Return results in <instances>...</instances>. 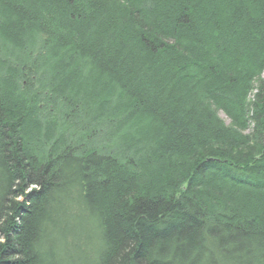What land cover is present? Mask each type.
Wrapping results in <instances>:
<instances>
[{
  "label": "trees",
  "instance_id": "trees-1",
  "mask_svg": "<svg viewBox=\"0 0 264 264\" xmlns=\"http://www.w3.org/2000/svg\"><path fill=\"white\" fill-rule=\"evenodd\" d=\"M102 2H109L108 10L97 0H0V63L15 69L28 85L23 94L32 99L29 105L13 103L0 94V264H264V181L253 188L238 174L254 178L261 170L264 176V84L257 85L245 109L237 105L250 73L264 66H259L264 63V0ZM102 37L109 43L101 44ZM9 41L19 52L6 45ZM50 58L55 66L69 67L57 78L62 85L50 87L54 96L38 84L44 83ZM213 59L226 63L218 66ZM255 59L259 64L250 65ZM236 61L240 70L233 74ZM142 65L146 77L139 75ZM190 66L201 79L192 90L199 103L208 113L218 107L238 129L224 127L215 116L199 119L194 108L183 107L184 90L180 98L161 91L176 74L178 82L187 83L189 77L179 70ZM71 72L82 81H72ZM104 78V87L95 89L93 79ZM81 82L89 83V90L77 94L70 86ZM156 87L159 95L150 94ZM40 101L56 107L55 136L65 143L41 160L30 148L31 140L40 139L24 126L35 123L29 112L40 111ZM117 104L133 117L150 109L146 126L162 140L163 150L153 147L145 156L146 149L141 169L125 156L106 155L110 143L98 139L118 124L111 110ZM245 129L246 137L240 134ZM215 135L223 144L252 145L260 155L254 173L223 158L212 165L197 162L192 169L206 166L209 174L201 172V180L188 182L180 192L181 185L167 180L176 169L165 162L173 156L187 163L193 143L202 147ZM153 164L160 172L150 171ZM242 183L254 198L243 195ZM73 193L87 212L93 240L66 263L52 249L76 231L57 212V200ZM20 196L26 199L21 204Z\"/></svg>",
  "mask_w": 264,
  "mask_h": 264
},
{
  "label": "rangeland",
  "instance_id": "rangeland-1",
  "mask_svg": "<svg viewBox=\"0 0 264 264\" xmlns=\"http://www.w3.org/2000/svg\"><path fill=\"white\" fill-rule=\"evenodd\" d=\"M99 1V3H101L102 6L105 10H108V4L109 2H102V0H97ZM30 22V21H29ZM28 22V23H29ZM88 31V30H86ZM85 31V33H86ZM57 33L56 30H54V33ZM34 33V32H33ZM32 32H28V35H32ZM60 34L62 33V31L59 32ZM58 34V35H60ZM64 33H62L63 35ZM57 35V34H56ZM65 36V35H63ZM92 33L90 36L87 35V39H91ZM103 43H109V40L106 37H102L101 39V44ZM100 44V43H99ZM7 46L10 47L11 50H13L14 52H19V48L17 46L14 45V43L12 42H8L6 43ZM102 46V45H101ZM18 48V49H17ZM212 57H209V59L211 60ZM54 59H49V61L46 60V64L48 66H46V72L44 77L45 80H47L48 82H53L51 83L52 86H48L47 84H45V80L44 83L42 84V81L39 80L40 82H38L39 87L43 88L44 90L47 89V91H49V93L51 92L49 89L50 87H53L55 85H62V82L60 81V79L57 80V78H59V74L61 73L60 71H63L64 68H69L67 66H65L64 68L59 66H55L52 62ZM216 64L219 66V64L222 63H226L224 62V60H220L219 62L217 61L218 59H213ZM257 59H255L253 61L252 64L253 65L255 63H258V61H256ZM55 61V60H54ZM62 64L63 63V60ZM18 62V61H16ZM229 63L232 65L234 62L231 63V61L229 60ZM244 63H246L244 61ZM9 63H0V94H3V98L6 99L8 102L10 100V97H12L11 101L14 103L16 101H23L26 102L28 105L31 102V97L27 98V95L25 96L23 94V91L25 90L24 88L28 85L25 84V82L23 81H19L18 79V73H15V69L14 71L10 70L7 66ZM18 65H20L19 63H17ZM235 64H238L236 66H233L232 69H235L234 71H232V73L234 74L236 72V70H240V63L239 61H236ZM259 64V63H258ZM58 65V64H57ZM244 65V64H243ZM263 64H260L259 66H262ZM141 68L139 69V75L140 77H146V73L144 72L145 70V65L140 66ZM243 67L245 68H250L249 65H244ZM243 67L241 69V73L243 72ZM60 68V69H58ZM229 68V67H228ZM256 68V67H255ZM254 68V69H255ZM65 69V71H66ZM220 69V68H219ZM230 69V68H229ZM253 69V70H254ZM142 73H141V71ZM195 69L193 67H188L182 70L180 73L183 75H187L189 78H185L186 82L185 84L178 82V80L176 79L174 75V77L172 79H168L169 82H166L167 79H165L162 76V79H165V86H163L162 88H164L161 91L164 92V94L167 96L169 95V98H171V94H174L175 97H179L182 96V93H180L181 91H185L184 93H186L187 95V99L186 101L183 103V107L185 106L186 109H192L194 108L195 114L196 116H199V119H203L206 118L208 116H215L216 120L220 121L224 127L227 128H233L234 130L238 129L237 125H234L232 123V119L227 115V113H224L221 109H219L216 106H213V108L209 111L210 113H208V111L206 110V106L199 103L198 99H197V92H192L193 88H195L197 86V84L199 82H201L200 78H197L198 76L195 75L196 71H194ZM73 71V70H72ZM68 72V71H66ZM65 72V73H66ZM239 72V71H238ZM238 72H236V74H238ZM73 72L69 73V77H71L72 81H82L83 76H79L78 78L76 76H73L72 74ZM235 74V75H236ZM93 75V74H92ZM63 76V75H62ZM88 76V75H87ZM160 76V74L158 73L157 76H155L156 78ZM196 76V77H195ZM64 77V76H63ZM86 78V77H84ZM75 79V80H74ZM107 78L104 79H93L95 81V89H99V88H103L104 84L107 82L106 80ZM158 79V78H157ZM92 81V80H91ZM139 81V79H138ZM58 82V83H57ZM87 82V81H86ZM86 82H81V84L77 85L75 84L74 86H70L72 87V89L78 90V93H86V90H89V83L86 86ZM175 82V84H174ZM247 91H246V95H244V101L243 103L238 102L237 105L242 108L244 107V109L246 108L247 102H253V95L254 93H256V87L258 84L263 83L264 84V66L263 69L258 70L254 73H250V76L247 78ZM36 84V85H38ZM68 85H70L68 83ZM65 88V86H63ZM67 90L70 91V87L66 86ZM94 87V86H93ZM38 90L41 88L36 87ZM93 89V88H92ZM63 90V89H62ZM64 90V91H67ZM188 90L190 92H188ZM94 91V93L97 94L96 90H91L88 91V93H92ZM157 87L154 89H150V94L152 95H159V91L157 92ZM194 91V90H193ZM155 92V93H154ZM62 93V91H61ZM190 93V94H189ZM100 94V93H99ZM103 94V93H102ZM9 95V96H8ZM51 95L54 96V93L51 92ZM50 95V96H51ZM88 96V95H87ZM174 100V99H173ZM170 103V100H169ZM176 103H179V101ZM240 103V104H239ZM33 104V103H32ZM119 104V103H118ZM117 104V106L112 107L111 106V110L115 111V113L117 114L118 117V124L116 123V126L113 128H107L102 134L101 136L98 137V139H101V142L103 143V145H105V143L109 142V147L110 151H108L106 153L107 154H111L112 156L114 155V157H116L117 159H122L123 156H125L126 158H129V160H133L135 161V164H137L138 169H141L142 167L140 166L141 164H143V160L142 158L144 157V155L146 154V149L148 154L145 156L150 155L149 150L151 151L152 149H154L153 147H158L161 148L160 142L158 141V139L160 137L159 134H152V132L150 133V130L148 129V126H146L147 124H149L151 119H147L146 114L149 113L150 109H146L145 113H139L140 115L137 116H132L133 114H131L130 112H127V110H125L124 108H122V106H119ZM199 104V106L197 105ZM245 105V106H244ZM242 106V107H241ZM39 110L38 112H31L30 110V114L32 117V114L34 116V118H31L30 120H33L35 123L32 125V127H30L28 129V125H24L27 130L33 131L34 134H36V138L40 139L39 141H35L34 139L31 140V142L33 143L31 145V154L34 156H37V158H40V160L42 159V157L47 156V155H51V151L50 149L55 146L57 147V151L59 149L63 150L64 147V142L61 138H58L55 136L56 131L58 130V126H59V119L57 118V116H55L56 114V107L52 105V103L50 101H40L39 106H38ZM250 110H247V112H249ZM54 113V114H53ZM207 113V114H206ZM250 113V112H249ZM145 115V116H144ZM232 117V116H231ZM27 119L25 120L27 123V120L30 118V116L27 115L26 117ZM233 118V117H232ZM38 121V122H37ZM251 124V123H250ZM240 125V124H238ZM24 126H23V130H24ZM63 126V125H62ZM62 128V127H61ZM246 131L244 132H240V134H243L242 136L246 135L248 132V129H245ZM29 131V132H30ZM238 134V133H237ZM162 135V133L160 134ZM56 137V138H54ZM246 137V136H244ZM35 138V139H36ZM223 137H219L217 135H215L214 137H206L205 142L203 143L204 145L202 147H200V143L196 142L193 143L192 148H194V150L190 148L191 153L188 154L187 158L188 162L186 163L185 161H178L176 160V158H173V156L171 157V162L169 161L167 163V161L165 162L166 166L165 167H169L172 169L169 170H173L176 169V171H172L170 172V174L172 176H170V178L167 180L168 181H173V182H177L178 185H181L178 187V190L180 192H184L185 187L187 186V183L190 182L192 184H195V182L201 180L199 179V175L201 172H203L204 176H206V174H209V171L206 172V170L209 167L205 166V169L202 168V170H194L192 169L193 165L196 164L197 162L201 165V164H206L207 165H212L215 163H219L220 158H223V162L227 163L228 165H232V167H236V165L238 166V168L243 169L244 167H246V170H248L250 168L251 173L253 174L255 171V163H257V161L260 158V155L258 156L256 153H251L249 155L246 156V154L244 152L241 151V147L239 148V146L237 145H231V144H223ZM39 142V143H38ZM105 142V143H104ZM38 143V144H37ZM50 143V144H49ZM106 143V145H107ZM165 143V141H164ZM264 144V142H263ZM200 145V146H199ZM152 148V149H151ZM163 150V148H161ZM167 153L169 152V150L164 149ZM189 150V152H190ZM132 151V152H131ZM129 154V155H128ZM152 155H154V151L152 153ZM212 155V156H211ZM214 155V156H213ZM247 160V161H246ZM176 161V163H174ZM243 161V162H242ZM246 161L247 165H244L243 163ZM220 162H222L220 160ZM173 163V164H172ZM190 163H192V165H190ZM242 165V166H241ZM140 166V167H139ZM158 165H154L150 168L151 170H155V172H160V170L157 167ZM207 168V169H206ZM204 169V170H203ZM148 169H145V171ZM163 170V169H162ZM191 171V172H190ZM141 172V170H140ZM168 172V170H167ZM178 172V173H176ZM190 172V173H189ZM211 173V172H210ZM262 171L260 170V172H258L256 177H251V176H247L245 174L242 173H238L240 174L243 179H247L248 183H250V186L254 187H258L262 181H264V176L261 174ZM236 174V175H238ZM181 175V176H180ZM167 175V177H169ZM188 176V177H185ZM255 176V175H254ZM143 177V176H142ZM147 179L150 178L149 174H146ZM239 177V176H238ZM153 179V177H151ZM160 180V179H159ZM140 182H142V180H140ZM243 187L241 189L244 194H248V190L250 191V189H247L248 184L244 185L243 183L241 184ZM29 191L27 190V193ZM257 193V192H256ZM248 198L250 199L251 197L254 198L253 196L256 195L255 193L253 194H248ZM256 199V198H255ZM58 204H59V208H57V212L60 215H64L66 218H64L65 222V226H68L70 228H75V230L78 232L73 233V230L71 231V233L69 235H67V237L65 238L64 241H61L59 243V247H57L55 249H52L54 251V254L56 256V259H60L62 261H66V263L71 262V261H75V259L77 258V254H76V247L81 246L82 250L81 253L84 251H87L88 249V244L89 241L93 238H90L89 235L91 234L89 227H87V212L85 210L84 207L79 206L80 204V197L78 195H65V197H61L58 199ZM51 250V251H52Z\"/></svg>",
  "mask_w": 264,
  "mask_h": 264
},
{
  "label": "bare ground",
  "instance_id": "bare-ground-1",
  "mask_svg": "<svg viewBox=\"0 0 264 264\" xmlns=\"http://www.w3.org/2000/svg\"><path fill=\"white\" fill-rule=\"evenodd\" d=\"M241 147V151L242 152H244L245 154H246V156L248 155V153H253L254 151V148H253V146L252 145H248L247 147H243V144H242V146H240ZM34 189V187L32 186V187H29V189H27L28 191H32ZM70 194V193H69ZM69 194H66V195H69ZM74 194V193H73ZM75 195V194H74ZM61 198V197H60ZM26 199H24L23 197H17V201L19 202V204H21L23 201H25ZM57 205H58V200H57ZM22 211H24V208H23V210ZM76 234L78 233L77 231H74ZM89 237H90V235H89ZM91 238V237H90ZM50 246H52V245H50ZM76 250V253H79L81 250L80 249H75Z\"/></svg>",
  "mask_w": 264,
  "mask_h": 264
}]
</instances>
